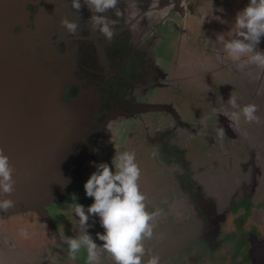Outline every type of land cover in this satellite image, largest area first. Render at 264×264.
I'll use <instances>...</instances> for the list:
<instances>
[{
    "label": "flooded vegetation",
    "instance_id": "1",
    "mask_svg": "<svg viewBox=\"0 0 264 264\" xmlns=\"http://www.w3.org/2000/svg\"><path fill=\"white\" fill-rule=\"evenodd\" d=\"M32 3L30 21L38 17L55 25L56 48L77 60L80 83L68 85L63 98L98 89L93 119L101 128L86 135L83 151L71 153L65 171L80 181L46 208V216L0 214V264H86L84 250L73 261L63 242L83 234L72 205L86 209L93 202L83 185L102 154L118 151L135 153L147 211L160 212L153 238L144 241L143 264L152 255L159 256V264H264L259 237L264 234V70L234 63L218 39L235 31V16L249 0H181L188 11L184 16L160 0H137L135 8L121 0V16L104 13L117 20L111 41L91 30L86 6L77 12L70 0ZM62 18L78 25L75 36L61 26ZM257 47L264 51V37ZM230 94L241 106L256 104L261 122L249 124L241 117L232 123ZM127 120L134 122L122 144L114 131ZM221 127L223 141L217 136ZM169 145L170 157L162 164L157 149ZM238 201L248 204L249 215L240 217L244 209L235 215L228 211L229 203ZM88 224L87 232L101 245L99 217L90 216ZM100 264L114 262L104 253Z\"/></svg>",
    "mask_w": 264,
    "mask_h": 264
},
{
    "label": "water",
    "instance_id": "2",
    "mask_svg": "<svg viewBox=\"0 0 264 264\" xmlns=\"http://www.w3.org/2000/svg\"><path fill=\"white\" fill-rule=\"evenodd\" d=\"M160 1L188 14L181 0ZM29 4L32 0H0V150L9 156L16 182L11 197L16 205L0 214L43 217L80 181L65 167L73 151H83L86 135L101 128L93 119L101 92L83 89L71 100L63 98L68 85L80 83L77 60L56 48L55 25L38 17L30 21Z\"/></svg>",
    "mask_w": 264,
    "mask_h": 264
},
{
    "label": "clouds",
    "instance_id": "3",
    "mask_svg": "<svg viewBox=\"0 0 264 264\" xmlns=\"http://www.w3.org/2000/svg\"><path fill=\"white\" fill-rule=\"evenodd\" d=\"M124 2L129 8L137 5V0ZM70 4L77 12L86 6L92 13L88 20L91 30L99 32L105 40H112L117 20L104 13L111 10L115 17L121 16V0H70ZM60 24L69 35H76L78 25L74 21L62 18ZM233 28L235 31H231L229 38L222 35L218 37L224 53L234 63H246L264 70V51L257 47L264 37V0H249L247 6L236 14ZM227 103L233 109L228 116L232 123L239 124L241 117L249 124L261 122L256 114V104L241 106L237 97L232 94ZM217 136L221 141L226 137L222 127L217 130ZM14 171L9 156L0 150V212L3 213L16 205V201L11 198L15 192ZM140 175L135 153L131 151L115 153L111 167L108 163L96 165V171L83 185L85 195L92 198L93 202L86 209L79 203L72 205L74 219L78 218L77 224L83 234L64 238L70 259L78 260L79 254L84 250L86 264H100L104 253L111 256L114 264H143L146 254L144 241L153 238V222L160 212L147 211V197L140 191L138 183ZM93 215L99 217L104 229L103 234L97 233V238L102 241L101 245H97L87 232L90 227L89 217ZM21 235L27 238L28 232L21 229ZM159 261V256L152 255L147 264H159Z\"/></svg>",
    "mask_w": 264,
    "mask_h": 264
},
{
    "label": "rangeland",
    "instance_id": "4",
    "mask_svg": "<svg viewBox=\"0 0 264 264\" xmlns=\"http://www.w3.org/2000/svg\"><path fill=\"white\" fill-rule=\"evenodd\" d=\"M171 18L172 19H174L175 21H177V22H180V19L177 17V16H175V15H171ZM169 29H170V27H168ZM168 28H165V30H164V32H162V34H164V35H166V33H168V31H170V30H167ZM152 87H153V85H151ZM155 90L153 91L154 93H157L158 94V96L160 97V98H162L163 97V93H162V90H161V87H157V86H155ZM133 122H134V120H127L125 123H119V124H117V126L115 127L116 129H115V131H114V133H115V136H116V139L117 140H121L122 141V144L123 143H125L126 142V140L128 139V138H126V133L124 134V131H125V129H126V131L127 130H129L130 128H131V126L133 125ZM124 129V130H123ZM123 133V134H122ZM118 137H120V138H118ZM171 145H169V146H167L165 149L164 148H162V147H160V149L158 148L157 150H158V152H159V155H160V158H159V160H160V162L163 164H165V161H167L168 160V157H170V156H168L169 155V153H170V149H171V147H170ZM172 150V149H171ZM158 152H156V153H158ZM115 153L116 152H106V153H104V154H102L101 155V157H100V161H101V163H108L109 164V166L111 167V160H112V157L115 155ZM120 152L118 151L116 154H119ZM180 184V183H179ZM187 192V191H186ZM234 201V200H233ZM237 201V200H236ZM229 207L227 208L228 209V211H232V213L235 215V214H237V213H240V210L241 209H244L245 210V213H242L243 215H241L240 217H244V216H247V215H249V210L250 209H248V204L247 203H243L242 201L240 202V201H238V203L235 205V206H233V202H231V203H229V205H228ZM239 208V209H238ZM254 228V226H252V229ZM259 237H260V239H263L264 238V234L263 233H259Z\"/></svg>",
    "mask_w": 264,
    "mask_h": 264
}]
</instances>
